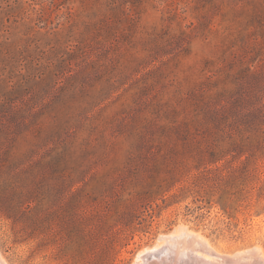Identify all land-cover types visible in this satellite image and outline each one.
<instances>
[{
    "label": "rangeland",
    "instance_id": "obj_1",
    "mask_svg": "<svg viewBox=\"0 0 264 264\" xmlns=\"http://www.w3.org/2000/svg\"><path fill=\"white\" fill-rule=\"evenodd\" d=\"M180 225L264 249V0H0V251L133 264Z\"/></svg>",
    "mask_w": 264,
    "mask_h": 264
},
{
    "label": "bare ground",
    "instance_id": "obj_2",
    "mask_svg": "<svg viewBox=\"0 0 264 264\" xmlns=\"http://www.w3.org/2000/svg\"><path fill=\"white\" fill-rule=\"evenodd\" d=\"M0 264H9L1 251ZM133 264H264V249L256 245L224 252L200 232L180 225L170 234H162L154 246L143 248Z\"/></svg>",
    "mask_w": 264,
    "mask_h": 264
}]
</instances>
